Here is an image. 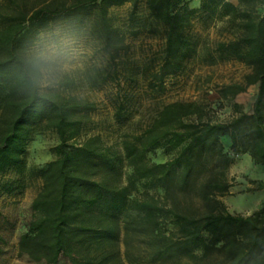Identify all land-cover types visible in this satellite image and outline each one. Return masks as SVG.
<instances>
[{
	"label": "trees",
	"instance_id": "obj_1",
	"mask_svg": "<svg viewBox=\"0 0 264 264\" xmlns=\"http://www.w3.org/2000/svg\"><path fill=\"white\" fill-rule=\"evenodd\" d=\"M141 1L41 0L24 9L8 0L11 11H0V175L25 171L39 124L59 137L56 157L35 171L43 184L21 249L46 264L62 258L70 264H264V202L243 215L219 198L232 185L227 170L234 157L224 138L235 154L264 164V0H200L196 6L146 0L164 34L150 85L163 91L166 78L194 57L208 65L236 60L249 71L243 82L223 85L220 95L233 101L258 84L252 113L204 120L203 103L172 101L141 133L107 144L100 134L81 139L95 102L59 91L38 94L27 83L23 53L43 29L58 21L86 25L95 13L103 50L115 62V41L123 34L110 9L130 3L134 20ZM218 20L225 30L220 39L204 41L194 29L196 21L207 27ZM111 73L97 69L93 85L101 87ZM124 110L120 104L117 114ZM158 148L174 155L154 161L148 154Z\"/></svg>",
	"mask_w": 264,
	"mask_h": 264
},
{
	"label": "rangeland",
	"instance_id": "obj_2",
	"mask_svg": "<svg viewBox=\"0 0 264 264\" xmlns=\"http://www.w3.org/2000/svg\"><path fill=\"white\" fill-rule=\"evenodd\" d=\"M19 1L27 9L41 0ZM190 1L194 6L200 0ZM9 10L8 0H0L1 13ZM95 17V13L92 14L86 25L61 21L52 23L33 41L52 31H59L76 41L75 47L79 51L68 53L71 61L77 65L76 70L66 76L58 87L47 92L74 94L95 102L96 109L90 113L81 139L90 134H100L105 143L120 144L128 134L141 133L161 107L172 101L203 103L204 120L228 121L241 111L253 112L258 84L237 94L233 101L223 99L220 95L223 85L243 82L245 73L249 71L246 65L236 60L208 65L194 57L186 61L184 70L166 78L163 91L150 85L152 73L160 60L164 34L150 16L146 0L139 4L134 20L131 19L130 3L110 9L112 23L123 34L121 40L115 41V62L103 50V39L97 32ZM223 25L224 22L218 20L204 27L200 21H196L194 29L202 34L204 41L212 42L224 36ZM102 68L111 70V77L101 87H96L91 76ZM113 68L117 69L115 75ZM65 81L73 83L67 87L62 85ZM233 102L240 105L239 110L235 109ZM120 104L125 107L122 115L117 114ZM192 119H196V116H192ZM58 142L59 137L54 130L43 123L39 124L25 154V171L19 173L11 170L0 175V264H46L44 259H35L24 252L20 239L28 230L32 219V203L43 184L35 171L56 157L53 148ZM223 142L234 161L227 170L232 185L229 192L219 198L230 212L249 215L264 202V164L255 163L249 153L235 154L229 147L228 139L224 138ZM173 155L174 152H167L163 148L148 154L157 162L166 161ZM59 264L70 262L62 258Z\"/></svg>",
	"mask_w": 264,
	"mask_h": 264
},
{
	"label": "clouds",
	"instance_id": "obj_3",
	"mask_svg": "<svg viewBox=\"0 0 264 264\" xmlns=\"http://www.w3.org/2000/svg\"><path fill=\"white\" fill-rule=\"evenodd\" d=\"M76 41L59 31L44 33L23 53L27 83L38 94L55 89L76 70L68 56L78 52Z\"/></svg>",
	"mask_w": 264,
	"mask_h": 264
},
{
	"label": "crops",
	"instance_id": "obj_4",
	"mask_svg": "<svg viewBox=\"0 0 264 264\" xmlns=\"http://www.w3.org/2000/svg\"><path fill=\"white\" fill-rule=\"evenodd\" d=\"M233 2H234V0H232ZM194 6H196V5H194Z\"/></svg>",
	"mask_w": 264,
	"mask_h": 264
}]
</instances>
